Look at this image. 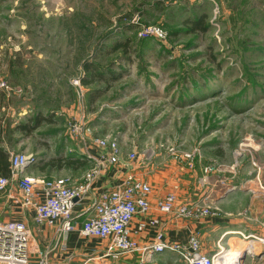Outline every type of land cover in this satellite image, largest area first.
I'll return each instance as SVG.
<instances>
[{
    "label": "rangeland",
    "instance_id": "1",
    "mask_svg": "<svg viewBox=\"0 0 264 264\" xmlns=\"http://www.w3.org/2000/svg\"><path fill=\"white\" fill-rule=\"evenodd\" d=\"M216 2L0 0V149L62 157L72 178L84 146L110 135L154 167L169 146L194 151L185 201L264 185V0ZM38 114L31 136L15 129ZM154 264L184 262L166 251Z\"/></svg>",
    "mask_w": 264,
    "mask_h": 264
},
{
    "label": "built area",
    "instance_id": "2",
    "mask_svg": "<svg viewBox=\"0 0 264 264\" xmlns=\"http://www.w3.org/2000/svg\"><path fill=\"white\" fill-rule=\"evenodd\" d=\"M210 1H213L216 8V0ZM156 31L159 32V29ZM71 133L73 135V132ZM84 136L85 134L81 135L80 139L83 140ZM92 142L100 149V156L98 159L87 156L91 165L82 174V179L75 182H72L70 177L39 180L27 176L24 172L35 162L34 157L25 153L14 155L9 152V176L0 177V192H3L8 184H15L21 194V203L34 210L33 219L36 224H56V238L53 247L42 250L31 242L30 229L24 221L9 219L0 222V264H53L50 259L52 250L57 246L64 247L68 235L77 227L83 237L91 236L107 241L102 253L88 257L82 264H91L90 261L95 259L103 260L102 264H113L121 259L129 260L127 264H154L157 255L166 251L177 254L184 264L216 263L223 248L218 247L211 255L202 253L200 239L195 232L191 233L185 242L165 239L162 229H158L152 241L148 243H141L131 237L130 223L136 216L142 218L136 223V232L161 224L157 217L149 215V196L152 193L150 184L133 175H127L118 185L103 189L94 196L87 208L89 213L77 226L73 215L75 203L89 194L93 182L104 167L119 163L122 153L119 142L110 135L96 137ZM166 152L188 170H195L199 158L194 151L169 146ZM126 156L130 161L142 160L135 150ZM37 184L42 187L43 196L34 194ZM258 186L262 188V185ZM211 200L208 196L200 194L196 200L177 203L175 192L169 191L157 199L155 207L180 219H198L202 216L218 215V208L211 206ZM244 238L257 240L264 245V236L252 234ZM249 246L250 249L246 248V254L255 255L254 246Z\"/></svg>",
    "mask_w": 264,
    "mask_h": 264
},
{
    "label": "crops",
    "instance_id": "3",
    "mask_svg": "<svg viewBox=\"0 0 264 264\" xmlns=\"http://www.w3.org/2000/svg\"><path fill=\"white\" fill-rule=\"evenodd\" d=\"M33 133L29 135L23 134L25 136H31ZM3 150L8 152L9 149ZM83 151L87 161L80 163V167L78 168H83L84 170L79 176H73L71 178L72 182L80 181L83 177L82 174L89 167L90 161L87 159V156H90L92 159H98L101 153L100 149L93 142L86 144ZM83 151L81 150V153ZM126 155L127 153H121L119 157L120 161L117 165H107L104 167L99 177L93 182L89 194L75 203L73 215L75 216L77 226L80 225L81 221L89 213L87 212V208L94 196L99 194L103 189L118 185L127 175H133L134 177L142 178L150 184L152 193L149 196L151 207L149 215L157 217L161 223L159 226L156 225L144 231L136 232V223L142 218L140 216L134 217L130 223V230L131 237L136 241L138 240L141 243L152 241L158 229L163 230L165 239L182 242H185L187 237L195 232L198 239H200V250L204 254H213L217 251L219 244H224L228 247V249L219 253L222 254L219 257L223 258L221 261L224 262L230 261L232 264H240V252H244L246 248L250 249L249 243L254 246L253 252L255 254L259 252V254H264V245H261L257 240L244 238L241 235L247 232L246 236L252 234L264 236V229H260L258 227L259 225L255 223L258 217L264 222V185H262V188H259L258 185L234 186V188L225 190L223 194L218 195L214 199L213 206H221L226 213L224 215L202 216V218L198 219H180L171 214L159 211L155 207V203L157 199L165 196L169 191L175 192L177 203L185 202V200L197 195L196 193L198 192L191 189L195 183V178L190 173L195 172V170H188L168 155L165 157L167 161L163 164L158 162L156 167L148 159L146 161H130ZM39 160L42 161H39L36 165L27 167L24 174L39 180L53 177H67L66 175L69 174V171L66 168L72 166V162L69 163L66 161L56 164V162L54 163L52 161V158L47 161H43V158ZM198 162H196V169ZM196 173H199L198 169ZM8 176L9 173L6 177ZM34 194L36 196H43L40 184L36 185ZM244 208H247L246 212H242ZM245 214H248V216L252 215V217L248 218ZM33 217L34 210L32 207L25 206L21 203V194L15 184H8L7 188L3 192H0V222L9 219L22 220L30 229L33 245L39 246L42 250L53 247L56 238V224L53 226L46 223L36 224ZM245 219L255 221L248 222ZM77 228L72 230L68 235L64 247L57 246L52 250L50 259L53 264H82L88 257H95L103 252L107 244L105 239L102 240L91 236L83 237ZM157 257L159 258L160 254ZM235 257L238 258L235 259ZM128 261L121 259L113 264H127ZM90 263L102 264L103 260L95 259L91 260ZM252 263L250 262L249 264ZM215 264H221L219 259Z\"/></svg>",
    "mask_w": 264,
    "mask_h": 264
},
{
    "label": "trees",
    "instance_id": "4",
    "mask_svg": "<svg viewBox=\"0 0 264 264\" xmlns=\"http://www.w3.org/2000/svg\"><path fill=\"white\" fill-rule=\"evenodd\" d=\"M201 19L202 18L197 17L195 20L191 21V23H192L191 25L196 27L197 25H199ZM189 23H190V21H189ZM199 27L205 28L202 25H200ZM196 28H194V29L196 30ZM84 67H85V69L89 70L88 65H85ZM81 83L82 84H89V83H91V80L87 79V78H83L81 80ZM46 120H47L46 118H43V117H41L40 114H38V116H36L33 120L28 121L26 123L18 124L15 129H17V131L19 130L20 132L24 133L25 135H29L35 130V127H37L41 122L46 121ZM52 161H54V163L56 162V164H58V163H62L63 161H66V160H64V158L61 157L60 159H54L53 158ZM38 162L39 161L35 160V162L31 166L36 165V163H38ZM66 162H68V161H66ZM69 163H71V162H69ZM9 165H10L9 152H6L5 150L0 149V177L8 175ZM48 179H50V178H48Z\"/></svg>",
    "mask_w": 264,
    "mask_h": 264
},
{
    "label": "bare ground",
    "instance_id": "5",
    "mask_svg": "<svg viewBox=\"0 0 264 264\" xmlns=\"http://www.w3.org/2000/svg\"><path fill=\"white\" fill-rule=\"evenodd\" d=\"M252 241H253V240H252ZM249 244H251V243H249ZM226 252L228 253V251H226ZM220 255H222V254H219V256H220ZM237 258H238V257H237ZM237 258L235 257V259H237ZM218 259H219V261H220L221 264H232L230 261H227V262L221 261V260L223 259V258H221V257H219ZM240 264H241V263H240Z\"/></svg>",
    "mask_w": 264,
    "mask_h": 264
},
{
    "label": "water",
    "instance_id": "6",
    "mask_svg": "<svg viewBox=\"0 0 264 264\" xmlns=\"http://www.w3.org/2000/svg\"><path fill=\"white\" fill-rule=\"evenodd\" d=\"M75 200H76V198H75ZM247 253V251L246 250H244V252H242V254H246Z\"/></svg>",
    "mask_w": 264,
    "mask_h": 264
}]
</instances>
